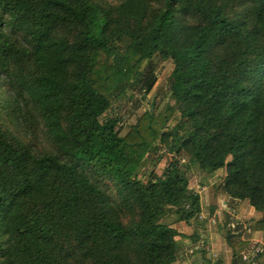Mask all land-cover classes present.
Instances as JSON below:
<instances>
[{
	"label": "trees",
	"instance_id": "1",
	"mask_svg": "<svg viewBox=\"0 0 264 264\" xmlns=\"http://www.w3.org/2000/svg\"><path fill=\"white\" fill-rule=\"evenodd\" d=\"M156 59L173 64L178 123L148 110L122 137L102 118L152 92ZM159 145L224 169L264 232V0H0V264H174L163 220L202 205L179 160L139 179Z\"/></svg>",
	"mask_w": 264,
	"mask_h": 264
},
{
	"label": "rangeland",
	"instance_id": "2",
	"mask_svg": "<svg viewBox=\"0 0 264 264\" xmlns=\"http://www.w3.org/2000/svg\"><path fill=\"white\" fill-rule=\"evenodd\" d=\"M146 65L147 62L144 63L143 67ZM154 66L156 69L155 72L157 75V83L152 92L146 98L138 93L128 94L127 98L115 102L110 111H108V113H106V115L102 118V120H104L109 117H117L120 121L118 130L120 136L122 137L130 131L131 127L135 125L138 119H140L148 110H153L156 116H158L159 121L167 118L168 122L166 127H168V129L175 127L178 123L179 113L176 111V103L174 100H172L170 93V76L173 71V64L170 61L167 62L156 59L154 60ZM175 160L180 161V168L187 174L190 188L196 191V193L197 191L201 192L202 203L205 205H210L213 199L219 194L218 191H220L223 179L225 178V170L221 169L213 174H207L201 171L196 165L190 166L187 157L183 156L175 158L174 155L168 152V148L163 145H159L156 151H152L141 162L137 171L138 177L144 182H146L152 174L160 177L163 175L165 169ZM249 209V204L240 203L239 207L236 208L235 213L230 211L229 215L225 211V213L222 214L221 220L216 219L215 221L209 216L207 206L201 213L203 220L199 218L198 221L199 223L205 224L206 231H210L211 234H214V237L217 240L216 244L220 240L225 239V227L226 224H229L230 227L233 228H230L233 236L236 237L234 242L247 241L249 243V246L247 247L248 249L242 254V261L243 255H248L251 260L254 257L256 258V264H261L260 258L264 254V234L261 235V237L259 236L260 234H258V231L256 230V223L251 226L252 233L248 234L244 230L245 226L252 222V216L249 214ZM163 223L169 226H175L179 224L177 221V216L174 213L168 215L163 220ZM205 229L203 231H205ZM193 235L194 234H192L191 237H196V235ZM191 242L194 245L190 247L188 255L193 256L198 251L206 248L203 243H198L197 241L195 242L192 240ZM191 242L189 241L190 244H192ZM238 246V250L240 249L239 251L241 252V246ZM214 254L216 255L212 256L214 258L213 264H219V255L217 253ZM202 258H204L203 255ZM202 258H200V263L203 262ZM245 263L249 264L247 261H245Z\"/></svg>",
	"mask_w": 264,
	"mask_h": 264
},
{
	"label": "crops",
	"instance_id": "3",
	"mask_svg": "<svg viewBox=\"0 0 264 264\" xmlns=\"http://www.w3.org/2000/svg\"><path fill=\"white\" fill-rule=\"evenodd\" d=\"M205 189V188H204ZM196 192V191H195ZM200 198H201V205H202V212L205 207L208 206V214L210 217L214 219L221 220L222 214L228 213L232 211L233 213L236 212V208L239 207L240 203H247V201H238V200H232L227 195H225L222 192V189L220 188V191H218V195L216 198L213 199L212 203L210 205H205L202 203V197L201 192H198ZM213 204V205H212ZM223 208V209H221ZM249 214L252 216L251 221L253 224L259 222L263 215L260 213H257L253 208L249 205ZM224 210V211H223ZM223 212V213H222ZM230 215V214H229ZM257 218V219H256ZM179 224L173 226L175 229L178 230V232L181 234L179 238V251H178V257L177 261L174 264H213L214 258L217 253L219 255L218 263L219 264H246L242 261V259H234V253L232 248L227 244L226 240L222 239L217 244V240L214 237V234H211L210 231H206L205 224L199 223V221H194L191 224H186L184 222H178ZM185 229V230H184ZM205 229V231H203ZM210 230V229H209ZM192 232V233H191ZM259 236L264 234L263 231H258ZM194 234L196 237H191V235ZM193 235V236H194ZM196 238V240H195ZM243 239V237H242ZM192 241H197L198 243H203L205 245V249L198 251L195 253V255L191 256L188 255V251L192 245H194ZM189 241L192 243L190 244ZM197 243V245H198ZM202 255L204 258H202ZM200 258L203 259V262L200 263ZM218 258V257H217ZM260 263L264 264V254L260 258Z\"/></svg>",
	"mask_w": 264,
	"mask_h": 264
},
{
	"label": "built area",
	"instance_id": "4",
	"mask_svg": "<svg viewBox=\"0 0 264 264\" xmlns=\"http://www.w3.org/2000/svg\"><path fill=\"white\" fill-rule=\"evenodd\" d=\"M200 219H202L203 217H202V214L200 215V217H199ZM214 219V218H213ZM203 220V219H202ZM215 221H216V219H214ZM213 220V221H214ZM230 228H232V227H230ZM233 229V228H232ZM248 234H250V233H252V229H251V225L250 224H247L246 226H245V229H244ZM255 258V257H254ZM253 258V259H254ZM251 260L250 258H249V256L248 255H243V261L245 262V261H247V262H249V264H256V261H254V260Z\"/></svg>",
	"mask_w": 264,
	"mask_h": 264
}]
</instances>
